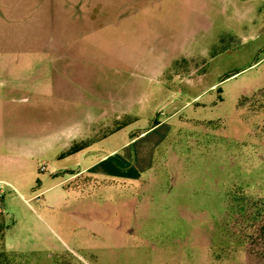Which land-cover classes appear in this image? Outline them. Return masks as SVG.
<instances>
[{
	"label": "rangeland",
	"instance_id": "374dc122",
	"mask_svg": "<svg viewBox=\"0 0 264 264\" xmlns=\"http://www.w3.org/2000/svg\"><path fill=\"white\" fill-rule=\"evenodd\" d=\"M0 180V264H264V0H0Z\"/></svg>",
	"mask_w": 264,
	"mask_h": 264
},
{
	"label": "trees",
	"instance_id": "16d2710c",
	"mask_svg": "<svg viewBox=\"0 0 264 264\" xmlns=\"http://www.w3.org/2000/svg\"><path fill=\"white\" fill-rule=\"evenodd\" d=\"M264 229V223L262 225ZM7 229V225L4 220V216L0 214V255H3L5 252V246H4V237H5V231Z\"/></svg>",
	"mask_w": 264,
	"mask_h": 264
},
{
	"label": "crops",
	"instance_id": "0c3cea01",
	"mask_svg": "<svg viewBox=\"0 0 264 264\" xmlns=\"http://www.w3.org/2000/svg\"><path fill=\"white\" fill-rule=\"evenodd\" d=\"M105 157V156H104ZM103 157V158H104ZM102 158V159H103ZM97 161H95V162H93V163H91V164H89V165H87V166H82L80 169H78L73 175H78V174H80V173H85V172H88V171H91L92 169H94L97 165H95V163H96ZM0 181H2V180H0ZM3 182H5V181H3ZM5 183H7V182H5ZM8 184V183H7ZM9 185V184H8ZM10 186V185H9ZM8 187V186H7ZM6 233V232H5ZM4 242H5V237H4Z\"/></svg>",
	"mask_w": 264,
	"mask_h": 264
},
{
	"label": "built area",
	"instance_id": "2783aa9c",
	"mask_svg": "<svg viewBox=\"0 0 264 264\" xmlns=\"http://www.w3.org/2000/svg\"><path fill=\"white\" fill-rule=\"evenodd\" d=\"M6 186H9V185L3 181H0V214L4 213L3 198H4V188Z\"/></svg>",
	"mask_w": 264,
	"mask_h": 264
}]
</instances>
